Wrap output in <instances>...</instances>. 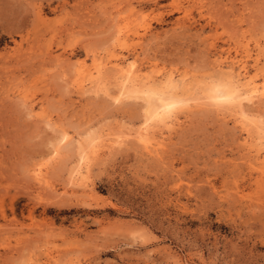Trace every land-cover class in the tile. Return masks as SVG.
<instances>
[{"label": "rangeland", "instance_id": "1", "mask_svg": "<svg viewBox=\"0 0 264 264\" xmlns=\"http://www.w3.org/2000/svg\"><path fill=\"white\" fill-rule=\"evenodd\" d=\"M118 59L177 81V127L118 94ZM222 59L262 81L264 0H0V264H264V101L208 105Z\"/></svg>", "mask_w": 264, "mask_h": 264}, {"label": "bare ground", "instance_id": "2", "mask_svg": "<svg viewBox=\"0 0 264 264\" xmlns=\"http://www.w3.org/2000/svg\"><path fill=\"white\" fill-rule=\"evenodd\" d=\"M245 45V44H244ZM247 46V45H245ZM245 49V48H244ZM248 50V49H247ZM246 51V50H245ZM248 52V51H247ZM247 54V53H246ZM222 57V56H220ZM231 58V57H230ZM229 58V59H230ZM242 58V57H241ZM226 59V58H225ZM224 59V60H225ZM249 59V58H247ZM246 59V61H247ZM223 60V59H222ZM218 61V65L216 63V67H218L221 72H223V70H226L227 72H224L222 75L223 78L217 80L216 82L208 85L205 87V89L203 90V93H204V96L206 98V101H208V105H214V104H217V105H220L223 106L219 109L223 110L226 106V107H238L241 108L243 107V105L245 104V102H247L248 104L249 103H256L257 100H262L264 101V70H262L260 73H261V79L262 81L259 80V78L256 76H250L249 75V72L247 71V66L245 64V62H242V61H238V62H235V61H231L230 62H225V61ZM236 60V59H235ZM239 60V59H238ZM244 60V59H243ZM229 61V60H228ZM114 62V61H113ZM125 62V61H124ZM217 62V60H216ZM240 64L241 65V70L239 72H236V65L237 64ZM110 64V63H109ZM248 64V63H247ZM258 64V63H257ZM238 66V65H237ZM261 67V66H260ZM263 67V66H262ZM104 68V67H103ZM227 68V69H225ZM105 69V68H104ZM114 69H115V73L117 72L118 73V76H119V84H120V91L118 94H121V95H129L128 98L131 99L130 96H134V95H138L137 97H135V99H138L139 95H141L140 97H145V102L148 103V109H147V106H146V109H147V117H146V120L145 123L149 122V124L152 122L153 124H155L156 127H161L163 126L162 128H164L165 126H169V125H173L174 123H176V121H178V113H179V110L181 108H183L185 105H187V102H191L192 100L190 98H184V93H180L178 92V87H177V81L175 82L174 79L171 77V76H168L167 78L164 76V79L165 80H162L161 82H159L160 86H157L156 84H154V86L152 85L151 88L149 89H141V81H140V77L134 73L133 71H131V68L128 67V65H125V63L123 62H120L119 59L117 60V63L114 65ZM103 70V69H102ZM256 70V69H255ZM101 71V70H100ZM113 71V70H112ZM218 71V70H217ZM82 73V72H81ZM80 73V74H81ZM114 73V74H115ZM260 73H258V75H260ZM97 74V73H96ZM100 74V73H99ZM104 74V73H103ZM106 74V73H105ZM113 74V75H114ZM102 75V74H101ZM219 75V74H218ZM154 77V76H153ZM163 76H161L162 78ZM219 77V76H218ZM103 78V77H102ZM217 78V77H216ZM91 79V78H90ZM99 79H101V77H99ZM103 81V79H101ZM148 80V79H147ZM154 80V79H153ZM179 80H182V79H179ZM178 80V81H179ZM214 80V79H212ZM210 79V81H212ZM99 82L98 80H95V82ZM101 81V82H102ZM118 81V80H117ZM94 82V81H93ZM149 82V81H148ZM147 82V83H148ZM183 81H181L182 83ZM200 82V81H199ZM204 82V81H202ZM209 82V81H208ZM83 84V83H82ZM90 84V82H89ZM95 84V83H94ZM93 84V85H94ZM199 84V83H198ZM209 84V83H208ZM118 85V83H117ZM146 85V84H145ZM144 85V86H145ZM156 85V86H155ZM166 87L164 89L163 86ZM184 85V84H183ZM189 84H187L188 86ZM201 85V84H199ZM181 86V85H180ZM189 86H192V85H189ZM196 86V85H195ZM82 87V85L80 86ZM85 88V87H84ZM96 88V85L95 87ZM181 88V87H180ZM188 88V87H187ZM194 88V87H193ZM198 88H200L198 86ZM119 89V88H118ZM182 89V88H181ZM184 89V88H183ZM195 89V88H194ZM197 89V88H196ZM196 89L194 90L195 92H199V91H196ZM201 89V88H200ZM84 90V89H83ZM180 90V89H179ZM188 90V89H186ZM185 90V91H186ZM198 90V89H197ZM189 91H190V88H189ZM88 92H91V91H88ZM100 92V91H99ZM189 93V92H188ZM193 93V92H192ZM202 93V92H201ZM186 94H187V91H186ZM119 96L118 98L119 99H122L120 97L122 96ZM194 96V95H193ZM192 96V97H193ZM196 96V97H195ZM194 98V102L199 100L200 101V98L198 96H201L200 95H195ZM203 96V97H204ZM127 97V96H126ZM125 97V98H126ZM191 97V98H192ZM197 97L199 99H197ZM124 98V96H123ZM133 98V97H132ZM143 98H140L141 100ZM117 99V97H116ZM204 99V98H203ZM191 100V101H189ZM198 101V102H199ZM203 101V100H202ZM205 101V99H204ZM119 102V101H117ZM211 102V103H209ZM259 102V101H258ZM261 102V101H260ZM259 102V103H260ZM147 103H145L147 105ZM205 103V102H204ZM214 103V104H213ZM190 104V103H189ZM188 104V105H189ZM207 104V103H205ZM216 105V107H218ZM246 105V104H245ZM244 105V106H245ZM215 106V105H214ZM185 107H188V106H185ZM234 108V109H235ZM245 108V107H244ZM184 110L186 108H183ZM228 109V108H227ZM242 109V113H241V116L243 118H247L248 119V115L250 114H247L248 113V109H247V113L246 111H244L243 108ZM182 110V109H181ZM237 110V109H236ZM235 110V111H236ZM225 111V109H224ZM238 111V110H237ZM235 112V113H238V112ZM181 112V111H180ZM228 112V110H227ZM240 112V110H239ZM231 113V112H230ZM229 113V114H230ZM232 114H234L232 112ZM240 114V113H239ZM236 115V114H235ZM238 115V114H237ZM239 116V115H238ZM237 117V116H236ZM250 117V116H249ZM254 117V116H253ZM242 119V118H241ZM240 119V120H241ZM245 119V121L247 120ZM180 120V119H179ZM240 120H237V121H240ZM243 122V120H241ZM240 121V122H241ZM250 121V120H249ZM236 122V121H235ZM241 122V123H242ZM248 122V120L246 121V123ZM251 122V121H250ZM247 123L248 124H250ZM179 123V122H178ZM238 123V122H237ZM264 123V122H262ZM177 124V123H176ZM240 124V123H239ZM261 124V123H260ZM152 125V124H151ZM238 125V124H237ZM243 125V124H242ZM245 125V123H244ZM252 125V124H251ZM256 124H254L255 126ZM264 125V124H263ZM144 126H147V125H144ZM154 126V125H153ZM174 126V125H173ZM249 126V125H248ZM257 126V125H256ZM262 126V124H261ZM150 127V125H149ZM152 127V126H151ZM155 127V128H156ZM174 127H177V126H174ZM242 127V126H240ZM145 128V127H144ZM154 128V129H155ZM248 128V127H247ZM258 128V127H257ZM151 128H148V126L142 130L144 132H142L141 130H138V131H141L142 133L139 135L141 140L144 141V143H148V139L150 138V134H151V131H150ZM153 129V131H155ZM159 129V128H158ZM244 129V128H242ZM249 129V128H248ZM247 129V130H248ZM261 129V128H260ZM259 129V131H260ZM263 129V128H262ZM162 130V129H161ZM152 131V132H153ZM245 131V130H244ZM262 132L264 130H261ZM260 131V132H261ZM253 132V131H252ZM138 133V132H137ZM155 133V132H153ZM135 134V133H134ZM248 134V133H247ZM251 134V133H250ZM260 134V133H259ZM262 135H264L262 133ZM250 135H248L249 137ZM253 136V134H252ZM251 136V137H252ZM135 137V136H134ZM153 137V136H152ZM251 137L249 139H251ZM263 137V136H262ZM139 138V140H140ZM254 138V137H253ZM252 138V139H253ZM60 139V138H59ZM69 138L64 134V136H62V138L59 140L60 143H64L67 145V143H71L68 142ZM154 139V138H153ZM151 139V140H153ZM156 139V137H155ZM256 139V138H255ZM90 140V139H89ZM261 140H264V139H261ZM74 141V140H73ZM72 141V143H74ZM155 141V140H154ZM67 142V143H66ZM251 142V141H250ZM259 142V141H258ZM59 143V142H58ZM153 143V142H152ZM247 143V142H246ZM245 143V144H246ZM259 143H262V142H259ZM62 144V145H64ZM91 144V143H90ZM249 144V143H248ZM252 144V143H251ZM62 145L60 147H62ZM73 145V144H72ZM150 145V143H149ZM65 146V147H66ZM71 146V144H70ZM88 146V145H87ZM93 146V145H90V147ZM259 146V145H258ZM83 147V146H82ZM155 147V146H154ZM249 147V146H248ZM260 147V146H259ZM67 148V147H66ZM81 148V146H80ZM85 148V147H84ZM89 148V147H88ZM158 148V147H157ZM83 149V148H82ZM255 149V148H254ZM260 149V148H259ZM262 149V148H261ZM55 150H59V147ZM83 151V150H82ZM91 151V150H90ZM259 151V150H258ZM85 152V150H84ZM95 152V151H94ZM60 152L56 151V154H58ZM83 153V152H82ZM55 154V151H54V155L56 156ZM83 155V154H82ZM60 156V154L58 155ZM57 156V157H58ZM86 155L84 154V156H82V161L84 162V164H86V166L80 168V170L78 171V176L81 178V180L85 181L86 180V172L89 171L90 167L88 166L89 163H87V159L88 157H85ZM61 157V156H60ZM89 159V158H88ZM261 160V159H260ZM259 158H258V161H260ZM263 160V159H262ZM90 161V160H89ZM253 171V170H252ZM257 171V170H256ZM77 174V172H76ZM231 174V173H229ZM226 175V174H225ZM223 176V175H222ZM221 178L222 179V183L226 184V183H230L232 182L231 184L234 186L233 187V190H237L236 194H240L242 193V189L243 188V185H240L238 184L237 180H233V181H228L229 177H225L223 176ZM249 177V175H248ZM251 177V176H250ZM35 178L38 179L39 181H42L43 178H44V175L42 174V171L41 170H37L35 171ZM234 178H235V175H234ZM232 178V179H234ZM239 180V179H238ZM241 180V179H240ZM242 181V180H241ZM254 181V182H253ZM82 182V181H81ZM251 182H253V184L257 187V188H260V189H264V171H261L260 172V175L259 177H257L255 180H251ZM86 183V182H85ZM84 184V183H83ZM248 185V184H247ZM252 184H250L248 187H250ZM212 188L216 189V186L215 184H212ZM252 188V187H251ZM258 190V189H257ZM227 195V194H226ZM235 197V195H233ZM227 197V196H225ZM238 197V196H237ZM244 196H242L243 198ZM244 199V198H243ZM241 200V198H240ZM263 203V202H262ZM261 203V205H262ZM260 205V204H259ZM252 208V207H251ZM253 209V208H252Z\"/></svg>", "mask_w": 264, "mask_h": 264}]
</instances>
